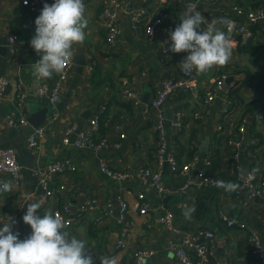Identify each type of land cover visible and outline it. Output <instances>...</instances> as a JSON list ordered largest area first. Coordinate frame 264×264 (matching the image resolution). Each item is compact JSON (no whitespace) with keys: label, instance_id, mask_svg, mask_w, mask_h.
Instances as JSON below:
<instances>
[{"label":"crops","instance_id":"crops-1","mask_svg":"<svg viewBox=\"0 0 264 264\" xmlns=\"http://www.w3.org/2000/svg\"><path fill=\"white\" fill-rule=\"evenodd\" d=\"M114 9L118 15L120 34L115 46L111 49L106 42V29L101 19L104 0H89L86 4V16L89 25L83 44H76L74 54L77 60L82 54L87 63L83 71L75 67L69 74L59 99L51 103L39 94L41 80L34 73V63L41 57L30 46V39L35 34V19L40 15L44 3L37 12H30L24 0H0V77L6 76L10 85L4 97L0 98V148L13 147L17 152L18 163L22 166L17 178L10 180L13 185L11 193L0 192V222L10 223L20 220L21 240L26 239L32 229L23 222L27 204L38 202L44 194L34 168L60 159H69L77 167L76 171L61 175L55 179L52 189L56 190L55 198L44 203L39 215L52 212L65 200L57 192L62 184L73 206L91 198L103 202L113 201V212L104 216L100 222L95 221V214L90 213L67 229L70 236L87 241L89 249L99 264L104 256L115 257L118 264H132L136 248L150 250L151 256L146 264H182L174 249L179 239L170 232L163 221L167 207L174 214V222L181 229L202 228L214 229L217 249L215 256L227 264H256L251 254V241L247 231L228 227L219 217V209L236 220L254 226L264 241V195L255 198L248 204L239 202L235 192H225L218 187L194 188L179 192L185 180L182 173L170 170L172 156L179 164L196 160L199 166L207 160L211 164L207 171L243 183L241 173L255 170L264 172V115L251 112L243 116L239 98L249 101L259 97L264 88V18L250 20L246 14L236 13L234 6L254 10L263 0H149L148 18L160 10H169L178 23L190 3H193L202 14L214 18H229L235 22L247 23L256 34V39L242 45L234 41L233 56L225 66H214L204 74L197 73L195 87L179 88L166 102L167 144L166 158L163 164V181L170 192L166 196L158 194L153 187L145 186L139 178L120 182L107 176L104 165L114 170H130L141 167H157L155 161L158 136L146 118L148 104L143 98H150L162 80L180 75V61L187 53L164 52L170 40L162 32L149 41L142 29L132 26L134 11L140 5L139 0H118ZM51 5L49 2H46ZM264 6V4H262ZM217 28L227 31L226 25ZM12 34L19 36L17 51L12 53L9 39ZM167 41V43H166ZM77 56V57H76ZM74 66H76L75 61ZM93 65V69L90 66ZM228 72L229 78L224 88L236 98L231 112L225 114L224 103L218 96L208 106H201L200 101L212 86L214 79L221 73ZM57 74L46 82H53ZM141 95L142 102L132 105L120 96L123 82L127 80ZM22 83L26 92L24 106L17 111L19 115L29 118L32 112L48 108L50 123L41 147L34 149L28 146L27 138L33 129L31 124L10 127L6 116L16 112L17 86ZM105 107V109H102ZM201 112L202 118L195 113ZM100 113V129L97 137L115 139L118 132L114 124L120 123L126 137L120 147L95 150L91 147L78 148L75 145L77 132L89 131L91 117ZM183 120L180 128H173L170 122ZM246 121L248 132L244 145L240 148L239 158H233L235 149L231 141L238 134V126ZM76 125V130L66 135V129ZM142 191L147 201L153 206L148 214L140 211L137 193ZM122 194L129 204L126 248H118L117 239L123 229L117 222L119 204L117 196ZM195 208L186 218V208ZM15 223L12 225L14 229ZM2 226V224H0ZM14 232V231H13Z\"/></svg>","mask_w":264,"mask_h":264},{"label":"built area","instance_id":"built-area-1","mask_svg":"<svg viewBox=\"0 0 264 264\" xmlns=\"http://www.w3.org/2000/svg\"><path fill=\"white\" fill-rule=\"evenodd\" d=\"M89 0H83L86 5ZM149 0H139L140 5L134 11L132 17V26L136 29H142L146 34L149 41L156 38L157 32H162L168 39L169 32L174 31L175 27L179 24L174 14L169 10H160L154 15L148 18V4ZM216 1V0H210ZM44 2L54 3L55 0H28L27 7L30 12H37L40 5ZM118 0H104L101 13V19L106 29V42L112 49L115 46L116 40L120 34V27L118 23V15L114 7L119 5ZM192 7L200 11L197 6L190 3ZM237 14H246L250 20L257 21L264 18V6L260 5L254 10H245L244 7L234 6ZM201 12V11H200ZM205 19L209 23H215V26L224 22L230 21L235 25V31L232 34V41L247 45L256 39V34L247 23L235 22L229 18H214L210 15L203 14ZM206 27V26H205ZM152 30V31H151ZM151 32V33H150ZM150 33V34H149ZM19 36L12 34L9 39V47L12 53L17 51V42ZM171 44V40H170ZM170 45H166L167 49ZM74 62L67 68L66 74H57L53 82H46L41 80L39 87V94L43 98H46L51 103L56 102L63 86L74 69ZM93 69V65L90 66ZM229 78L228 72L219 74L212 84V86L206 91L205 97L200 101L201 106H208L218 96L221 97L224 103V113H230L232 108V95L228 90L224 88L225 82ZM38 79V78H37ZM197 81V73L193 70L191 73L186 74L181 71L180 75L176 79L169 78L162 80L155 88L149 104L146 110V118L154 128L158 136V145L156 149L155 161L157 167H141L130 170H114L109 166L104 165L102 171L109 177L114 178L122 183L135 178H139L143 181L145 186L153 187L158 194L166 196L170 190L163 181V164L167 160L166 158V144H167V118H166V102L167 100L179 89L195 87ZM10 85V80L6 77H0V98L4 97ZM121 98L130 101L132 105L137 106L142 102L141 95L136 91L131 83L127 80L123 82V89L120 92ZM26 92L22 83L17 86V102L16 112H12L6 116V123L8 126L14 128L18 126L29 125L27 116L19 115L17 113L25 103ZM102 109H105L103 107ZM100 113L98 112L91 117L89 122L90 130H80L77 132L75 139V145L78 148L91 147L95 150L109 149L112 147H120L122 140L126 137V133L120 123H115V131L118 132V136L115 139L107 137H97L100 129ZM196 118H202L201 112H196ZM173 128H180L183 125V120L174 119L170 122ZM50 129V123L47 122L39 128H33L27 138L28 146L34 149H39L41 141L46 137L48 130ZM76 130V125H71L66 129V135L71 134ZM248 132V123L242 122L238 126V134L235 139L231 141L232 147L236 150L233 154L234 159L239 158V150L244 145ZM170 170L173 173H182L185 175V180L179 187V192H187L194 188L202 189L205 187H216L217 181H231L222 175L214 172L207 171V167L211 164V160H207L205 165L199 166L196 160L188 163L179 164V162L170 156ZM22 166L18 163L17 152L13 147L0 148V182L10 181L17 178L21 172ZM77 167L75 163L69 159H60L52 161L44 165H37L34 168L35 174L38 178L39 184L44 188L45 192L41 197L44 203H47L50 198H55L56 190L52 189L55 179L61 175L76 171ZM57 192L65 199L60 206L52 209V213H59L68 222V229L72 228L75 224L84 219L87 214L94 213L95 221L100 222L102 218L113 212L114 202L109 200L107 202L101 201L99 198H91L75 206L70 204L67 193L66 185L62 184ZM264 195V172L257 174L254 170H249L245 173L243 183L238 191L235 192L236 199L243 203L248 204L250 201ZM137 198L140 202V211L143 214H148L153 210V206L147 201L144 192L139 191ZM117 202L119 204L117 222L123 226L119 238L117 239L118 248L127 247V231L130 230V222L128 220L129 204L127 199L119 194L117 196ZM165 209V215L163 221L168 230L176 235L179 239L178 244H174L176 254L182 264H227V261H220L215 252L217 249L216 233L214 229L210 227H202L199 229H181L176 226L174 222V214L167 207ZM219 217L223 223L228 227L238 228L241 231H247L249 239L251 241L252 249L251 254L256 264H264V241L259 231L254 226H248L242 220H236L228 216L223 209L218 211ZM22 230L20 220H16L14 225V232H20ZM151 256L150 250L140 247L136 248L133 253L132 264H146L148 258Z\"/></svg>","mask_w":264,"mask_h":264},{"label":"clouds","instance_id":"clouds-1","mask_svg":"<svg viewBox=\"0 0 264 264\" xmlns=\"http://www.w3.org/2000/svg\"><path fill=\"white\" fill-rule=\"evenodd\" d=\"M34 23L35 34L29 43L41 58L34 63L33 74L41 80L51 79L54 74H66L76 54L73 46L83 44L86 39L89 20L83 0H55L51 5L45 2ZM224 23L227 31L209 23L200 11L188 6L175 30L169 32L171 44L165 51L187 53L180 61V69L186 74L193 70L204 74L214 66H225L233 56L235 25L230 21ZM243 177L241 173V179ZM215 186L228 193L241 187L240 183L232 181H217ZM12 191L11 182H0V192ZM26 204L22 219L32 229L26 239L21 240L19 232H13L14 220L0 222V264H97L87 241L70 236L64 217L52 212L39 215L43 200ZM194 211V206L186 208L185 217H190ZM99 264L118 262L115 257L104 256Z\"/></svg>","mask_w":264,"mask_h":264},{"label":"water","instance_id":"water-1","mask_svg":"<svg viewBox=\"0 0 264 264\" xmlns=\"http://www.w3.org/2000/svg\"><path fill=\"white\" fill-rule=\"evenodd\" d=\"M78 56H80L81 59L77 60L75 58L74 61L76 63V66H74V67L76 70L83 71V68L87 63V59L82 54H79ZM143 99H144L143 102H145L147 104L149 103L148 94H146ZM165 112H166V110H165ZM48 116H49L48 108H42L36 112H32V114L29 116L28 120H29V123L33 126V128H39L46 123Z\"/></svg>","mask_w":264,"mask_h":264},{"label":"trees","instance_id":"trees-1","mask_svg":"<svg viewBox=\"0 0 264 264\" xmlns=\"http://www.w3.org/2000/svg\"><path fill=\"white\" fill-rule=\"evenodd\" d=\"M258 4H259L258 6H260V5L264 4V2L261 4L260 3H258ZM232 98H233V95H232ZM235 99L236 98L232 99V106L236 101ZM238 101L242 104L243 116L247 115L248 113H251V112H254V113L259 115L261 112L262 113L264 112V88L262 89L258 98L252 99L249 101H246V100L239 98ZM263 115H264V113H263Z\"/></svg>","mask_w":264,"mask_h":264}]
</instances>
